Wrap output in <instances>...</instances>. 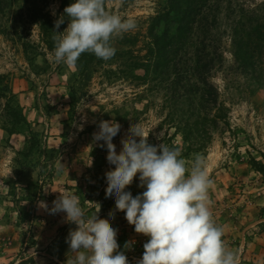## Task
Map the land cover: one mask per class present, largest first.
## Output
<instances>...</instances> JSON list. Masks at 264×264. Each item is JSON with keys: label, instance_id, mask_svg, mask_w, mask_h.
Segmentation results:
<instances>
[{"label": "rangeland", "instance_id": "rangeland-1", "mask_svg": "<svg viewBox=\"0 0 264 264\" xmlns=\"http://www.w3.org/2000/svg\"><path fill=\"white\" fill-rule=\"evenodd\" d=\"M65 1L10 0L5 11L0 9V264H65L66 236L76 225L65 222V213L47 210L61 193L77 195L88 215L100 207L98 216L107 220L115 211L105 194L104 174L111 170L107 149L93 140L101 120L119 123L113 138L118 154L135 124L149 143L177 148L181 155L186 149L167 117L175 106L168 85L176 73L160 65L150 34L170 0H105L107 11L134 17L137 27L113 39L116 53L110 60L90 53L94 62L87 65L83 56L80 67L50 59L54 22L72 2ZM219 5L218 29L190 35L193 45L181 48L177 62L183 66L204 49L206 61L214 58L208 80L229 108V127L223 125L226 129L203 151L182 158L189 169L197 155L207 165L211 211L223 227L225 246L239 251L241 264H264V42L248 60L256 70L254 65L244 70L229 23L239 16L235 9L262 23L264 0H220ZM67 23L66 18L56 30ZM8 101L22 109L20 120L6 114ZM137 184L134 179L128 186L133 195L143 191ZM108 223L118 229L121 250L125 241H135L125 251L136 264L148 237L136 233L122 211Z\"/></svg>", "mask_w": 264, "mask_h": 264}, {"label": "clouds", "instance_id": "clouds-1", "mask_svg": "<svg viewBox=\"0 0 264 264\" xmlns=\"http://www.w3.org/2000/svg\"><path fill=\"white\" fill-rule=\"evenodd\" d=\"M66 18L67 26L57 31ZM136 27L134 17L107 11L105 0H72L54 22L57 34L50 59L57 65L74 66L89 52L108 61L116 53L113 39ZM119 133L118 122L101 120L93 140L106 147L111 166L104 174L106 198L114 200L115 211L124 213L136 233L148 237L136 264H241L239 251L225 246L223 227L213 219V181L205 161L197 155L189 169L179 149L149 143L137 124L131 127L118 154L113 138ZM134 179L143 189L136 195L127 190ZM47 210L65 213V222L76 225L66 236L69 250L65 264H130L125 250L135 241H125L121 250L118 229L108 223L115 211L107 220L98 216L100 207L88 215L79 197L71 192L61 193Z\"/></svg>", "mask_w": 264, "mask_h": 264}, {"label": "trees", "instance_id": "trees-1", "mask_svg": "<svg viewBox=\"0 0 264 264\" xmlns=\"http://www.w3.org/2000/svg\"><path fill=\"white\" fill-rule=\"evenodd\" d=\"M9 2L10 0H0V9L5 11L9 7ZM219 3L220 0H170L167 7L165 6V14L155 17L154 26L150 31L153 36L154 51L159 53L157 57L161 60L160 65L166 63L168 71L169 68H173L176 73V80L168 83L172 90V106H175L167 117L172 123L170 127L174 128L175 135L178 133L182 135L184 147L186 146L183 156L203 151L212 142L215 133L226 129L223 125L229 127V108L220 98L218 88L208 80L214 58L206 61L209 54L204 49L195 52L193 58L187 59L183 66H180L181 62H177L181 48L193 45L192 39H188L190 35L197 37L198 33V36H204V31L211 26L218 29ZM243 11L235 9L232 13L239 16L234 18L233 22H229L232 27L235 56L244 70L253 65L255 69L258 65L248 63L250 62L248 60L256 55V44L260 41L264 42V21L254 23L252 18L249 19L248 12L244 15ZM162 23L165 27L158 32L156 28ZM202 41L199 40L198 43L202 46L206 45ZM83 54L80 58L88 56L83 58H87V65L94 62L92 54ZM80 58L77 61L78 67H80ZM168 80L167 77L166 82ZM179 88L184 92L182 93ZM178 111L182 115L179 116ZM5 112L16 120L22 115V109L13 106L9 101L5 106Z\"/></svg>", "mask_w": 264, "mask_h": 264}]
</instances>
